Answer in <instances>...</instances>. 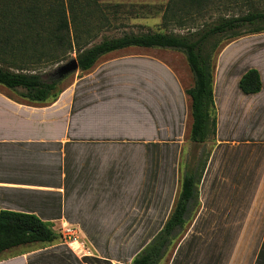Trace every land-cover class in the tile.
<instances>
[{"label": "crops", "instance_id": "1", "mask_svg": "<svg viewBox=\"0 0 264 264\" xmlns=\"http://www.w3.org/2000/svg\"><path fill=\"white\" fill-rule=\"evenodd\" d=\"M131 49L78 70L54 101L0 85V212L76 229L7 249L0 264H132L166 222L199 159L184 160L193 80ZM214 66L216 130L203 143L199 205L159 264H264V33L224 44ZM250 69L261 77L255 94L239 87Z\"/></svg>", "mask_w": 264, "mask_h": 264}, {"label": "trees", "instance_id": "2", "mask_svg": "<svg viewBox=\"0 0 264 264\" xmlns=\"http://www.w3.org/2000/svg\"><path fill=\"white\" fill-rule=\"evenodd\" d=\"M220 1L167 0L163 24L194 28L186 34L126 33L95 43L100 31L111 25L110 15L104 13L99 0H0V85L15 92L21 100L45 103L54 101L62 91L58 89L62 80H45V70L67 60L72 53H76L79 70L86 72L102 56L125 48L179 51L185 55L193 75V85L186 90L191 102L190 141L203 144L216 130L213 58L220 44L218 38L228 36L233 41L264 33V7L259 5L264 0H227L222 7L224 14L199 24L211 8H219ZM119 7L123 6H109L114 19ZM93 23L97 24L96 30ZM239 87L245 94L259 92L262 83L258 70H248ZM208 156L204 161L197 159L186 169L169 217L132 264H159L184 234L191 214L199 205L198 185ZM59 239L62 235L34 214L0 212V253L20 245L53 243Z\"/></svg>", "mask_w": 264, "mask_h": 264}, {"label": "rangeland", "instance_id": "3", "mask_svg": "<svg viewBox=\"0 0 264 264\" xmlns=\"http://www.w3.org/2000/svg\"><path fill=\"white\" fill-rule=\"evenodd\" d=\"M167 0H99L102 10L104 13L109 14V18L111 20V25L108 28L102 29L101 36L95 41V43L100 42L103 38H112V37H120L126 33H146V32H173L175 34H186L187 30H194V28L188 29H179L174 27H165L162 22V13L163 9L166 6ZM227 3V0H221L219 2V8H211L207 15L204 16L203 19H200L199 24L205 22L206 20H211L217 18V16L224 14L222 7L224 4ZM113 4H120L123 7L117 8V13L115 19L112 14L111 9L109 6ZM258 4V3H257ZM260 8L264 7V2L260 3ZM221 10V11H218ZM98 16V15H97ZM92 28L96 30L97 24L93 23ZM220 41L219 48L214 54L213 58V66L215 64V60L218 54L221 51V48L224 44L231 41L228 36H223L218 38ZM211 43L209 44V48ZM208 48V49H209ZM129 55H146L151 56L157 59H161L166 64H168L183 80L185 84H188L189 80L190 83L193 80V75L189 68L188 62L186 60L185 55L182 52L170 50V49H131L128 52ZM76 58V53H72L70 57L52 67H48L45 70V80L55 79L53 76V72L55 69L68 62L70 59ZM132 66H126L124 70L125 73L133 72L130 69ZM139 65L136 67L139 70ZM215 67V66H214ZM135 68V67H134ZM78 71L70 74L66 78L62 79L61 83L58 86V89H63L67 87L72 79L74 78L75 74ZM14 96L17 98L18 95L13 93ZM211 143L209 144H202V145H195L193 143L189 144L188 152L189 154L184 159L185 161H190L192 155H196L197 158H200L201 161H204L210 151ZM189 158V159H187ZM184 161V162H185ZM62 235V234H61ZM63 239V237H62Z\"/></svg>", "mask_w": 264, "mask_h": 264}, {"label": "water", "instance_id": "4", "mask_svg": "<svg viewBox=\"0 0 264 264\" xmlns=\"http://www.w3.org/2000/svg\"><path fill=\"white\" fill-rule=\"evenodd\" d=\"M78 70V61L76 58H72L68 62L58 66L53 72V76L56 80H62Z\"/></svg>", "mask_w": 264, "mask_h": 264}, {"label": "built area", "instance_id": "5", "mask_svg": "<svg viewBox=\"0 0 264 264\" xmlns=\"http://www.w3.org/2000/svg\"><path fill=\"white\" fill-rule=\"evenodd\" d=\"M61 234L63 238L72 239L75 238L76 229L74 227L64 225L61 227Z\"/></svg>", "mask_w": 264, "mask_h": 264}]
</instances>
